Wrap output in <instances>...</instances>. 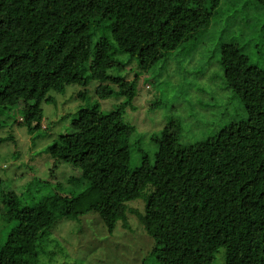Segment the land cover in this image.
Here are the masks:
<instances>
[{
  "label": "trees",
  "instance_id": "1",
  "mask_svg": "<svg viewBox=\"0 0 264 264\" xmlns=\"http://www.w3.org/2000/svg\"><path fill=\"white\" fill-rule=\"evenodd\" d=\"M252 1L246 15L234 9L221 32L224 79L247 118L183 144L182 120L172 116L152 135L158 143L155 161L143 150L141 163L132 167L136 126L125 121L130 101L108 112L98 102L81 106L71 119L72 131L47 152L53 169L62 163L80 168L87 187L77 195L45 196L29 188L9 198L0 211V264H40L42 239L53 224L92 211L109 232L119 221L127 227L128 213L135 214L154 239L150 259L156 264H208L221 251L226 264H264V67L248 52L254 30L242 28L264 25L255 16L264 14V0ZM241 2L0 0V131L15 113L29 134L40 131L42 104L55 102L52 92L63 93L72 84L81 86L83 99L92 82L99 99L118 94L113 80L126 78L118 72L135 59L113 36L121 17L136 12L163 44L165 59L175 50L194 49ZM238 33L244 34L242 44ZM12 138L0 135V147ZM137 198L143 211L129 204Z\"/></svg>",
  "mask_w": 264,
  "mask_h": 264
},
{
  "label": "rangeland",
  "instance_id": "2",
  "mask_svg": "<svg viewBox=\"0 0 264 264\" xmlns=\"http://www.w3.org/2000/svg\"><path fill=\"white\" fill-rule=\"evenodd\" d=\"M253 6L252 0H242L225 13L222 21L211 27L194 49L188 52L175 50L165 59H161L166 52L163 44L136 12L121 17L113 36L123 48L134 54L135 59L118 72L126 78L113 80L119 89L118 94L99 99L94 91L96 83L92 82L89 96L83 99L78 95L81 86L72 84L63 93L52 92L55 102L42 104L45 117L40 131L29 134L17 121L19 114L16 113L11 116L10 125L0 131L2 136H14L0 147V211L9 198L27 193L29 188L45 196L56 192L77 195L87 187L88 182L80 176V168L62 163L53 169L47 152L48 146L62 133L72 131L71 119L81 106L98 102L101 109L108 112L130 101L125 121L136 126V132L130 138L132 167L141 163L143 150L149 154L151 162L155 161L158 143L152 135L159 133L172 116L182 120L180 140L183 144L216 135L230 122L247 118L244 104L224 79L220 63L221 32L234 9L246 15ZM255 16L259 23H264L263 12H257ZM234 21L237 27L242 25L241 16H236ZM247 25L243 24V31L254 30L253 37L249 36L251 60L264 67V34L261 36L264 25L252 29ZM237 36L242 44L244 34L238 33ZM138 72L140 74L136 76ZM156 102L157 105H153ZM129 204L144 210L140 198ZM128 214L129 225L124 227L119 221L113 232L108 231L95 211L60 219L42 239L40 264H156L150 259L154 239L141 229L135 214ZM2 228L0 218V232ZM144 259H148L147 263L143 262ZM208 264H226L223 251Z\"/></svg>",
  "mask_w": 264,
  "mask_h": 264
}]
</instances>
